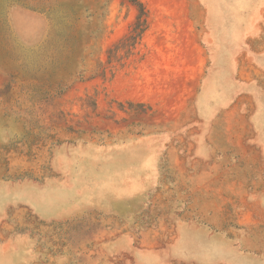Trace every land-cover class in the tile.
<instances>
[{
	"label": "rangeland",
	"instance_id": "374dc122",
	"mask_svg": "<svg viewBox=\"0 0 264 264\" xmlns=\"http://www.w3.org/2000/svg\"><path fill=\"white\" fill-rule=\"evenodd\" d=\"M124 3L0 0V264H215L221 235L264 264V233L241 243L247 204L211 201L189 123L144 106L141 22L111 39Z\"/></svg>",
	"mask_w": 264,
	"mask_h": 264
},
{
	"label": "crops",
	"instance_id": "0c3cea01",
	"mask_svg": "<svg viewBox=\"0 0 264 264\" xmlns=\"http://www.w3.org/2000/svg\"><path fill=\"white\" fill-rule=\"evenodd\" d=\"M134 1L111 6V39L141 22L142 102L160 115L166 110L160 123H189V153L207 161L211 201L247 204L238 208L236 225L250 248L264 233V194L257 193L264 170V0ZM164 148L169 155L180 150ZM231 180L249 193L231 192ZM215 213L223 219L224 212H213L220 219ZM230 247L224 235L208 242L215 264H250L251 253L231 255Z\"/></svg>",
	"mask_w": 264,
	"mask_h": 264
}]
</instances>
